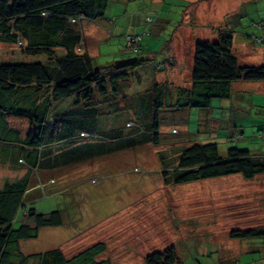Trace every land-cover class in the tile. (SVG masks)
I'll list each match as a JSON object with an SVG mask.
<instances>
[{
	"label": "rangeland",
	"instance_id": "1",
	"mask_svg": "<svg viewBox=\"0 0 264 264\" xmlns=\"http://www.w3.org/2000/svg\"><path fill=\"white\" fill-rule=\"evenodd\" d=\"M225 25L236 32L237 43L245 44L234 46L239 61L264 64V49L246 40V35L263 33L264 0H117L103 19L80 24L96 67L144 62L135 77L122 83L119 100L108 96V102L97 104L94 121L72 115L77 108L73 100L59 103L49 115L41 137V163L30 171L25 200L38 214L60 211L64 223L20 241L22 254L60 249L69 258L103 243L106 251L97 260L111 264H145L147 256L169 247L175 250L176 264H264V238L230 237L234 231L264 229V174L252 180L236 174L181 184L171 174L162 176L176 167L184 145L213 138L221 150L261 149L264 144L252 132L264 134V91L250 92L252 87L245 86L254 83L241 82L234 103L214 101L206 110L162 109L158 145L122 146L124 137L153 135L146 91L154 82L169 83L172 93L178 86L187 87L193 42L216 40ZM132 35H142L137 53L125 48L126 37ZM170 55L171 68L166 64ZM42 59L0 43V62ZM4 118L23 141L28 120ZM236 131L243 138L227 143L226 137ZM12 148L0 143V189L28 174L15 160L16 153L9 156Z\"/></svg>",
	"mask_w": 264,
	"mask_h": 264
},
{
	"label": "trees",
	"instance_id": "2",
	"mask_svg": "<svg viewBox=\"0 0 264 264\" xmlns=\"http://www.w3.org/2000/svg\"><path fill=\"white\" fill-rule=\"evenodd\" d=\"M116 1L0 0V43L16 45L26 57H43L32 62H0V136L6 138H0V143L12 145L9 156L13 151L15 160L28 168L25 177L7 182L0 189V264H111L108 259L97 260L106 251L103 243H96L67 258L60 249L25 255L19 251V242L36 239L41 229L64 223L60 211L38 214L27 208L25 200L30 171L41 163V137L49 115L59 103L73 100L72 105L77 108L71 114L87 122L94 121L97 104L108 102L109 98L119 100L116 97L122 83L135 77L144 62L137 60L101 67L93 64L80 24L103 19L109 5ZM235 33L233 28L226 26L217 31L216 40L193 42L187 87L178 86L172 93L169 83H153L144 95L148 108H152L149 125L153 135L146 139L124 137V148L159 144L156 131L162 109L206 110L211 109L214 101L234 103L239 99L235 97L239 95L235 85L264 82V64L242 63L234 53L235 44L243 45L234 41ZM134 38L137 40L128 46V41ZM246 40L264 49L263 34L246 35ZM141 42L142 35L127 36L125 48L137 53ZM167 62L170 68L174 66L171 55ZM5 115L28 120L30 128L23 141L19 131L8 129ZM81 131L82 136H86ZM243 135L236 131L225 141L235 143ZM252 138L264 144V134L252 132ZM210 139L180 148L176 167L163 172L162 176L171 174L173 182L181 184L236 174L244 180H252L264 174V145L256 153L235 146L221 150L219 143ZM16 222H19L17 227L14 226ZM230 237L260 239L264 238V229L234 231ZM176 263L173 247L145 258V264Z\"/></svg>",
	"mask_w": 264,
	"mask_h": 264
},
{
	"label": "crops",
	"instance_id": "3",
	"mask_svg": "<svg viewBox=\"0 0 264 264\" xmlns=\"http://www.w3.org/2000/svg\"><path fill=\"white\" fill-rule=\"evenodd\" d=\"M231 15H232V14H231ZM262 34L264 35V30H263V33H262ZM235 38H236V34H235V36H234V41H235ZM235 45H236V44H235ZM242 46H244V44H243ZM246 56H247V57L250 56L249 53H246ZM260 60L263 61V63H264V51H263V54H262ZM242 63H244V62H242ZM263 83H264V82H263ZM263 85H264V84L258 82V83H254V84L246 85L245 87H247V88H251V87H252L251 90H250V92H252V91L254 92V91L256 90V91H259V93H261L262 91H264V90H263ZM235 86H237V85H235ZM236 88H237L236 92H238V91H239L238 86H237ZM253 105H254L253 102H249V103H248V106H250V107H252ZM253 107H255V106H253Z\"/></svg>",
	"mask_w": 264,
	"mask_h": 264
},
{
	"label": "built area",
	"instance_id": "4",
	"mask_svg": "<svg viewBox=\"0 0 264 264\" xmlns=\"http://www.w3.org/2000/svg\"><path fill=\"white\" fill-rule=\"evenodd\" d=\"M136 40H137V39H136V38H134L132 41H133V42H135Z\"/></svg>",
	"mask_w": 264,
	"mask_h": 264
}]
</instances>
